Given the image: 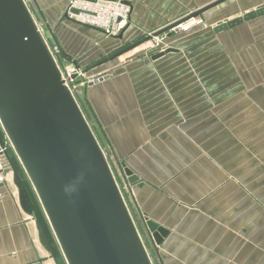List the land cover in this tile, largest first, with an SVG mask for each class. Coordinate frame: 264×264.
Returning a JSON list of instances; mask_svg holds the SVG:
<instances>
[{
    "label": "crops",
    "instance_id": "obj_1",
    "mask_svg": "<svg viewBox=\"0 0 264 264\" xmlns=\"http://www.w3.org/2000/svg\"><path fill=\"white\" fill-rule=\"evenodd\" d=\"M126 1L122 37L74 23L89 30L73 29L67 55L89 64L114 51V41L133 42L219 0ZM34 2L51 27L63 24L70 0ZM263 6L224 0L203 16L223 23ZM196 28L169 37L160 57L109 60L95 72L114 71L89 82L86 100L113 155L138 177L129 187L136 212L166 230L164 264H264V14L219 33ZM39 259L59 264L13 181L0 183V264Z\"/></svg>",
    "mask_w": 264,
    "mask_h": 264
},
{
    "label": "water",
    "instance_id": "obj_2",
    "mask_svg": "<svg viewBox=\"0 0 264 264\" xmlns=\"http://www.w3.org/2000/svg\"><path fill=\"white\" fill-rule=\"evenodd\" d=\"M263 14L264 6L221 23L214 32ZM55 45L28 0H0V128L27 181L13 168L20 207L35 218L40 244L55 257L39 205L66 264H155L109 155L64 75L71 61L59 62ZM125 173L131 183L138 181L129 169ZM142 222L161 244L166 230L151 220Z\"/></svg>",
    "mask_w": 264,
    "mask_h": 264
},
{
    "label": "rangeland",
    "instance_id": "obj_3",
    "mask_svg": "<svg viewBox=\"0 0 264 264\" xmlns=\"http://www.w3.org/2000/svg\"><path fill=\"white\" fill-rule=\"evenodd\" d=\"M71 1L72 0H70V2ZM28 2L30 4L31 9L33 10V12H34L39 24L43 28V30L51 32L52 36L55 38V41L57 43V46H58L59 50L60 51H64L63 46L65 45V47H66L67 43L70 40H72V37L74 36V34L76 35V33H77V31H75L77 29L76 27H79V26L75 25L74 23L65 22V19H66L65 18L61 22L63 24H66V26H63V24H62V25H59V26H55V27L52 26L51 27L47 23L46 19L44 18V11L39 10L38 7H36L34 0H28ZM70 2H69V4H70ZM196 11H198V10H196ZM196 11H192L189 14L183 16V17H179V18L173 20L169 25H171V24H173V23H175V22H177V21H179L181 19H184V18L188 17L189 15L195 13ZM203 13H201L199 15L203 16ZM207 19H206L207 25H201L200 27L199 26H197V27L200 28V29L201 28L208 29L211 32V31H214V28L216 26L221 24L220 21H216V22L211 21V22H209ZM169 25H167L166 27H168ZM176 26H174V27H176ZM174 27L166 29L163 32H161L159 34H156V35H154V33L162 30V28L161 29H157V30L156 29L155 30L152 29V30L146 31V32L143 33L144 36L142 35L140 37V39H135L133 42H129V43H122V42L114 41L115 42L114 46H117L114 49V51L111 52V50H109L108 54L102 56L101 58H99L97 60H94L93 62H91L89 64L81 63V61L79 59H76V58H73V57H68L67 58L65 56L66 57L65 60L71 61L75 65H77V68L82 73V75H80V77L77 79V81L73 85L74 90H75V94L77 95L79 101L81 102L83 108L85 109V112L87 113L92 125L93 124L95 125L96 130L98 131L100 137L102 138V142L104 143V146H105V148H106V150H107V152H108V154L110 156L111 163H112V165H113V167H114V169L116 171V174H117L118 180L120 182V185H121V187H122V189H123V191H124V193L126 195V198H127L128 202H129V205H130V207H131V209H132V211H133V213H134V215H135V217H136V219H137V221H138V223H139V225L141 227L142 234H143V236L145 238V241H146V243H147V245L149 247V250L151 252V255L153 257V260H154L155 264H164V262H165L163 250H161V248H160V246H163V245H162V243L161 244L157 243L155 239H153V240L151 239L150 235L148 234V232L146 231V229L144 227V222H142L143 218L146 219V217H144L140 212L139 213L136 212V210H135L136 207L134 205V197L132 195L133 191H131L130 188H129L132 184H135V183H131L129 181V177L125 173V169L126 168H123L121 163L118 161V159L115 157V155H113L112 151L110 150V147H109V145H108V143L106 141V138H105L104 134L102 133L100 125L96 121L95 115L93 114V112H92V110H91V108H90V106H89V104H88V102L86 100V89L88 87L89 82H93V80H95L97 78H105L106 76H109L112 71H114V70H112L113 67L112 68H107L106 67L108 70H102L100 72H95L98 69H100L101 67H103L109 60H111V59H108V57L111 56L112 54L122 51V53L120 55H118L115 58H112V59H116L115 66H120L122 64H127L130 61H132L135 57H137L138 54L141 53L142 51L151 52V53H154V54L155 53L158 54V53H161V52H165L169 48V45L166 42V40L169 37H171L173 35H178V34L190 33V32L193 31V29L194 30L197 29L195 27L193 29H190L189 31H181V30H174L173 31L172 29ZM73 29H75V30H73ZM78 29L82 30V31L89 30V29H86V28H83V27H79ZM58 31H60V32L63 31L61 33L62 35H60L59 34L60 32H58ZM79 34H81V33H79ZM148 37H151V38H149L148 40H145ZM110 41H112V40H110ZM80 45L78 46V48H80ZM67 48H68V46H67ZM138 48H141L139 52H137ZM86 49H87V45L84 46V48H82V51L84 52V50L86 51ZM130 51L131 52L135 51L134 52L135 54L132 55L128 59V58L125 57V55L128 52H130ZM78 52H75V54L78 53ZM56 56L59 59L58 53L56 54ZM59 61L62 62V59H59ZM2 138H4V137H2ZM10 155H11V153L9 154V159H8V161L6 163V171H5V180L4 181H13L12 180L13 179V168L18 169V171L21 173L22 177L24 178L23 173L21 172V170L19 168V165L17 164V162H15V160L13 161V160L10 159ZM258 220L261 221V222H264L261 219H258ZM45 225H46V223H45ZM53 245H54V248H55V252L58 255L60 260H57L56 257H54V258L58 261L59 264H61V262H62V264H64V262H63V260L61 258V254H60V252L58 250V247L56 246V244L54 242H53Z\"/></svg>",
    "mask_w": 264,
    "mask_h": 264
},
{
    "label": "built area",
    "instance_id": "obj_4",
    "mask_svg": "<svg viewBox=\"0 0 264 264\" xmlns=\"http://www.w3.org/2000/svg\"><path fill=\"white\" fill-rule=\"evenodd\" d=\"M67 15L70 20L83 26L98 29L105 37L117 38L123 34L130 24L131 6L126 0H72L68 6ZM201 25H207L206 18L195 15L180 22L172 30L189 31ZM52 49L55 54L60 51L56 45ZM62 60H65V58ZM63 72L74 90L73 85L82 73L73 62L63 67ZM74 74H77L78 77L74 78ZM98 79L100 78L93 80V82ZM10 148L7 139L0 136V183L7 182L4 180Z\"/></svg>",
    "mask_w": 264,
    "mask_h": 264
},
{
    "label": "trees",
    "instance_id": "obj_5",
    "mask_svg": "<svg viewBox=\"0 0 264 264\" xmlns=\"http://www.w3.org/2000/svg\"><path fill=\"white\" fill-rule=\"evenodd\" d=\"M56 46H57V45H56ZM58 55H59V59H64V58H66V57H67V58L69 57L64 51H59V52H58ZM65 56H66V57H65ZM93 127H94L96 133L98 134L99 138H100L101 141H102V138L100 137V135H99L98 131L96 130L94 124H93ZM0 136L5 138V136H4V134H3L2 130H1V128H0ZM102 143H103V142H102ZM103 145H104V143H103ZM104 147H105V146H104ZM105 149H106V148H105ZM106 151H107V150H106ZM10 153H11V155H10V159L13 160V161L15 160V162H17V164L19 165V168H20L21 172L23 173V171H22V169H21V167H20V164H19V162H18V160H17V158H16V156H15V154H14V152L12 151L11 148H10V150H9V154H10ZM107 153H108V152H107ZM108 155H109V154H108ZM109 158H110V156H109ZM24 179H25V178H24ZM25 182L27 183L26 179H25ZM27 186H28V188H29L30 191H31L30 185L27 184ZM31 194L33 195V192H32V191H31ZM33 197H34V196H33ZM36 205H37V204H36ZM37 208H38L39 215H40L41 219L43 220V223H44V222L46 223V225H45V223H44V225H45V228H46V230H47V232H48V234H49V237L51 238L52 243H53V242L55 243V241H54V239H53V236H52V233H51V231H50V229H49V226H48V224H47V221H46V219H45V217H44V215H43V212H42V210L40 209L39 205H37ZM55 244H56V243H55ZM56 246H57V244H56ZM57 247H58V246H57ZM58 250H59V248H58ZM59 252H60V250H59ZM55 253H56V252H55ZM60 254H61V252H60ZM55 257H56L57 260H60L57 254H56ZM61 258H62L64 264H66L65 261H64V259H63V257H62V255H61ZM61 264H62V262H61Z\"/></svg>",
    "mask_w": 264,
    "mask_h": 264
}]
</instances>
